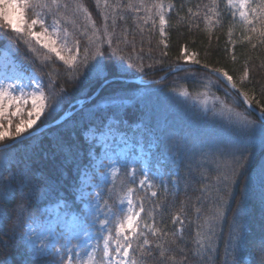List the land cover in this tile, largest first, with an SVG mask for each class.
Returning <instances> with one entry per match:
<instances>
[{
  "label": "snow or ice",
  "instance_id": "obj_1",
  "mask_svg": "<svg viewBox=\"0 0 264 264\" xmlns=\"http://www.w3.org/2000/svg\"><path fill=\"white\" fill-rule=\"evenodd\" d=\"M94 9L102 23L97 24L93 11L83 0H0V40L10 41L8 52L23 45L32 54L33 68H25L11 60L5 66V75L0 77V149L4 162L0 164V233L16 239V221L22 220L25 213L32 219L35 201L51 198L57 194L59 169L66 162L77 157L76 142L71 133L80 129L83 133L99 127L108 120L120 121V113L129 111L127 105L133 101L128 96L127 87L116 85L122 76L131 69L145 72L155 65H163L168 56L169 29L180 23H187L189 31L202 22L209 30L222 23L221 0H208L207 3L192 5L184 0L179 10L174 0H94ZM230 17L239 20L244 28L243 39L249 43L254 37L264 43V0H226ZM186 8L185 15L180 12ZM8 9L17 11L14 22ZM175 13L176 24L172 23ZM131 18L134 29L128 26ZM156 32L159 39L155 47L163 46L161 58L146 64L143 48L144 33ZM137 35L140 47L137 48ZM232 30L228 31V46L221 53L211 48L205 50V62L199 53L189 52L187 46L180 45V56L170 72H185L190 78L195 75L190 69L199 66L203 72L199 95L205 104V111L220 116L228 127L238 130L245 137L242 143L221 141L215 144L185 147L179 162L187 161L188 176L172 178L170 165L177 163L157 146L156 164L158 167L137 168L123 165L124 175L131 177L123 197H115L116 189H105L92 183L105 173L99 169L86 178L89 189H79V204L73 198L75 214L65 216V231L60 224L56 230L47 228L44 236L25 238L21 234L24 248L20 264H243L241 259L247 245L246 230L249 222V208L258 195L264 209V164L259 168V191L256 183L248 176L249 165L257 147L264 152V81H253V70L245 66L241 84H251L252 95L243 91L233 80V76L221 67H214L208 59L213 56H231L236 60ZM148 44L152 45L149 38ZM257 44L252 43V48ZM41 50H45L41 55ZM152 48L147 57L152 59ZM135 53V56H133ZM52 54L62 62L63 71L49 67L53 63ZM6 55V59H7ZM264 67V64L261 65ZM48 68V71L43 70ZM39 69L42 74H37ZM215 77V80L212 79ZM10 81L5 84L3 81ZM27 80V84L23 81ZM69 85L79 90L82 102L73 105L74 114H69L65 106L70 103ZM96 86L93 91L88 89ZM222 92L217 95L212 89ZM188 91L181 95L188 96ZM211 107L208 108V102ZM244 107L243 112L237 108ZM258 111L259 123L248 119ZM64 119L57 123L58 117ZM79 117V119H77ZM55 123L56 133L46 142L41 139L51 130L48 124ZM71 125L69 129L68 126ZM40 141L34 145L23 167L13 170L11 150L17 143ZM82 138V137H78ZM7 141L8 143H3ZM205 148L208 151H205ZM217 154L230 157V162L215 168L208 163ZM199 155V161L194 158ZM135 163V161L133 162ZM103 167V165H101ZM215 175H211V173ZM5 173H8L5 176ZM119 169L112 170V175ZM198 177V179H197ZM186 183L185 200L181 201L179 212L169 217L175 227L169 229L165 214L174 204L153 199L145 208L144 201L134 199L137 188L148 189L150 197L158 198L162 190L166 197L179 193V180ZM189 180L198 185L193 189ZM169 185L177 188L172 193ZM95 187L98 190L93 192ZM188 191H195L193 198ZM113 203L110 204L109 201ZM67 206V205H65ZM191 211V215H188ZM185 225L188 227L186 228ZM95 240V243L89 241ZM75 241L76 243H73ZM175 246V247H173ZM7 247V245H5ZM260 264H264V239L259 245ZM179 260H177V254ZM0 264H8L7 258Z\"/></svg>",
  "mask_w": 264,
  "mask_h": 264
},
{
  "label": "trees",
  "instance_id": "obj_2",
  "mask_svg": "<svg viewBox=\"0 0 264 264\" xmlns=\"http://www.w3.org/2000/svg\"><path fill=\"white\" fill-rule=\"evenodd\" d=\"M83 2L89 7L90 11H93L95 5L94 0H83ZM110 3L115 4L116 0H109ZM124 3L127 0H123ZM179 10V6L184 0H174ZM192 5L196 3H207L208 0H190ZM226 0H221V9H222V23L220 26L211 29V34L209 35V30L202 22L199 23L200 27L197 29L195 26L192 27V30L189 31L187 23H180L176 27L169 29V47L167 49L168 56L164 59L163 65H155L152 69H145V72H138L135 69H131L129 73L125 74L126 77L142 76L144 81L156 80L161 75L166 74L164 78L159 81L146 82V84L134 83L127 80H118L116 85H123L127 87V95L133 98V101L130 105H127L129 111L125 115L123 112L120 113L121 120L119 121L123 129L132 131L134 134V141L137 142L138 135L141 134L143 141H145V146L148 147L149 144L153 143L154 146L150 147L154 160L156 161V156L158 154L157 146L161 151L166 152L169 156H174L177 159V163L171 164L170 170L172 178L176 179L177 177L186 178L188 176L187 171V161L184 163L179 162V157L181 151L187 147L191 149L192 145L195 144L197 149L201 144L209 145L215 144L221 141H234L237 143H242L245 139L238 130L228 127L220 116H213L212 111H202L201 108L193 103V96H200L199 94L204 92L205 89L202 85L203 72L199 71V66H193L190 71L195 75V79L190 78L189 74L185 72H170L169 69H166L167 66H175L176 63H183L178 61L177 57L180 56V45L184 44L187 46L189 52H197L200 55L202 62H205V50L213 49L219 50L221 53L228 45V31L232 30L233 40L236 41L235 44V54L236 60L233 61L231 56H213L208 59L207 62H210L214 67H221L224 70L228 71L229 75L233 76V80L238 84V86L243 90L249 93V96L252 95L251 84L247 82L241 84V77L245 66H248L253 70L250 74L251 79L255 81H264V67H261L264 64V43H260L259 39L254 37L251 43L243 39L244 28L241 22L233 21L230 17V14L225 7ZM186 8L184 11L180 12V15H185ZM93 18L96 19L97 24L102 23V18L97 17V13L93 11ZM172 23L176 24L175 13L172 14ZM128 26L130 29H134L135 25L133 24L131 18L128 20ZM149 38L152 40V45L148 44ZM159 36L156 32H153L151 36L147 31L144 33V52H145V63L150 64L154 62V59L161 58L160 52L163 50V46L155 47ZM137 48L141 45L139 43L140 36L137 35ZM252 43L257 44L256 48H252ZM0 46L5 48L10 47V41L5 38L0 40ZM231 46V45H228ZM152 48L151 56L152 59L147 57L149 48ZM15 52V57L19 61L23 62L28 67L33 68L32 64V54L28 53L23 45H20L19 51H16L15 48L12 49ZM45 50H41V55L44 54ZM135 56V53H133ZM53 63L49 67H55L59 71H63L61 67L62 62L52 54ZM44 72L48 71V68L43 70ZM39 74L42 72L37 69ZM123 77V76H122ZM215 80V77H212ZM96 86L88 89L89 92L93 91ZM188 91L190 94L188 96L181 95V92ZM213 92H216L217 95H223L222 92L217 91L216 88L212 89ZM70 92V103L65 106L66 111L73 108L71 103L75 100L81 98V93L79 90L74 89L69 85ZM244 105L237 108L238 111L243 112ZM75 113V112H74ZM72 113V114H74ZM79 119V117H77ZM248 119L259 123V118L257 114H251L248 116ZM95 124L98 127L103 125L98 119L95 121ZM136 128H133L136 125ZM51 129L47 136L42 137L45 141L43 147H47V140L56 133V125L49 126ZM71 128V125L68 126ZM72 139L76 142V151L77 157L75 160L66 162L59 169L60 179L56 186L55 195L51 198H42L35 201L32 216H39L42 208L50 204L51 202H56L58 200H64L67 204L73 205V198L76 200V191L79 181V176L82 172V169L85 168L90 160L91 153L93 152V147L95 144L91 143L85 133L82 130L77 129L71 133ZM82 137V138H78ZM5 142V141H4ZM40 141H28L25 139L24 144H19L12 148V165L13 170L19 165L23 167L24 163L27 160V156L31 154L32 147L34 145H39ZM257 147L255 153L252 157L251 164L249 165L248 176L250 180H254L256 183V190L259 191V168L261 164H264V152L259 148V139L256 140ZM96 146V145H95ZM148 147V148H149ZM205 151H208L205 148ZM4 154L2 149H0V164L4 162ZM201 158L197 155L194 158V162L199 161ZM225 162H230V157H221L217 154L214 159H209L208 163L211 164L213 168L219 165H223ZM126 162L122 163L120 166L119 174L116 175L115 181L109 183L105 187V198L107 199V189L115 187L116 194L114 198L123 197L126 187L131 186L136 188V185H131L128 183L131 177H126L124 175L125 169L123 165ZM128 164V163H127ZM129 168V164H128ZM8 173H5L7 176ZM215 175V173H211ZM139 176L137 175V180ZM198 179V177H197ZM189 183L192 184L193 189L197 188L198 185L195 184V181L189 180ZM169 188L172 193L177 192V188L174 185H169ZM186 183L184 179L179 180V193L175 196L169 195L165 200V193L159 189L158 198L150 197L149 190H139L135 193L134 198L137 200H143L145 203V208L150 206V202L153 199H157L158 202H171L175 201L172 207L169 209V212L165 214V220L169 229H173L175 226L171 224L169 219L172 213H177L181 207V201L185 200L186 195ZM188 195L193 198L196 195L195 191H188ZM110 204L113 203L112 200L109 201ZM76 204H79L76 200ZM28 213H25V216L22 220H17L16 225V239L9 240L8 235L0 233V260L7 258L8 264H20L23 259L24 248L21 246L22 241L20 239L21 234H25V223L28 220ZM188 215H191V211H188ZM187 228L188 226L185 225ZM25 238V237H24ZM247 245L244 248V254L241 259L243 264H260L261 254L259 252V245L261 240L264 239V209L261 208L258 195L254 198L252 205L249 208V222L246 230ZM7 245V247H5ZM24 246L27 247L26 242ZM175 247V246H173ZM177 255V260H179V255Z\"/></svg>",
  "mask_w": 264,
  "mask_h": 264
},
{
  "label": "rangeland",
  "instance_id": "obj_3",
  "mask_svg": "<svg viewBox=\"0 0 264 264\" xmlns=\"http://www.w3.org/2000/svg\"><path fill=\"white\" fill-rule=\"evenodd\" d=\"M8 11L12 14L13 20L15 22L17 11L15 9H8ZM236 21L240 22L238 19ZM7 50V48L0 46V77L5 75V66L10 63L11 60H15L18 65H22L25 68L32 69L31 67L25 65L22 61L20 62L19 59L15 57V55H12V52H8ZM6 55L8 57L7 59ZM37 74L39 73L37 72ZM141 80L144 81L143 79ZM3 82L7 84L10 81L5 80ZM23 83L27 84V80H24ZM136 83L146 84L141 82ZM192 98L193 103L198 105L202 111H205V104L202 97L193 96ZM74 103L75 102L73 101L71 105H78ZM207 107H211V101L208 102ZM72 109V113H74L76 110H74V107L71 108V110ZM137 125L138 124L134 125L133 128H136ZM121 126L122 125H120L119 121L108 120L106 123L101 125V127H99V131H97V128H93L90 132L85 134L88 140L96 146L94 145L93 147L94 150L91 153V160L89 164L82 169V172L79 176L78 186L76 188V200L78 203H80L79 189L84 188L85 191L89 190L85 183L86 178L91 177L93 172L97 169H99V172L105 173L106 175L104 179H100L99 175H97L92 180V183L95 185H99L100 188L105 189L107 184L115 181L116 179V176L112 175V170L119 169L120 171V166L124 162H127L129 164V169L133 167L137 168L138 176L140 168H152L153 170H155L158 167L150 149V147H153L154 144L151 143L149 144L150 147L148 146L149 148L146 147L145 141H143V137L141 136V134L137 136L138 140L137 142H135L133 139V132L123 129ZM3 143L8 142L5 141ZM134 161L135 163H133ZM101 165H103V167H101ZM85 173L87 174V177L85 176ZM97 190L98 189L95 187L91 189V191L93 192ZM41 213L42 214H40L39 216H32L31 220L28 219L26 221L24 234L25 242L28 236H31L32 238H36L37 236H44L47 228H52L53 232H55L57 224H60L61 228L67 231L63 223L64 218L66 215L71 216L72 214H75V208L71 204H67L66 201L61 199L45 205L42 208ZM73 243L76 242L73 241ZM89 243H95V240L89 241ZM27 247H30V245H27Z\"/></svg>",
  "mask_w": 264,
  "mask_h": 264
},
{
  "label": "water",
  "instance_id": "obj_4",
  "mask_svg": "<svg viewBox=\"0 0 264 264\" xmlns=\"http://www.w3.org/2000/svg\"><path fill=\"white\" fill-rule=\"evenodd\" d=\"M166 69H169V66H167V67H165ZM165 75L166 74H163V75H161L159 78H157V80H159V79H162V78H164L165 77ZM142 79V76H134V77H126V76H123V77H121L119 80H127V81H131V82H141V83H146V82H152V81H157V80H149V81H142L141 80ZM75 103L74 104H79L80 102H82V98H79V100H77V101H74ZM258 111L259 110H257V112L255 113V114H257V116H258V118H259V114H258ZM69 114H71L72 112H73V109L71 110V109H69L68 111H67ZM64 119V116L63 115H61L59 118H58V120L56 121L57 123H59L60 121H62ZM55 125V123H51V124H48L47 126H50V125Z\"/></svg>",
  "mask_w": 264,
  "mask_h": 264
},
{
  "label": "bare ground",
  "instance_id": "obj_5",
  "mask_svg": "<svg viewBox=\"0 0 264 264\" xmlns=\"http://www.w3.org/2000/svg\"><path fill=\"white\" fill-rule=\"evenodd\" d=\"M74 110H76V109H74Z\"/></svg>",
  "mask_w": 264,
  "mask_h": 264
}]
</instances>
